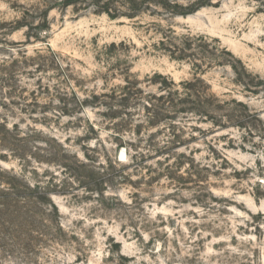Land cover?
I'll return each mask as SVG.
<instances>
[{"label": "rangeland", "instance_id": "obj_1", "mask_svg": "<svg viewBox=\"0 0 264 264\" xmlns=\"http://www.w3.org/2000/svg\"><path fill=\"white\" fill-rule=\"evenodd\" d=\"M61 1L0 0V165L63 227L0 264H264V0Z\"/></svg>", "mask_w": 264, "mask_h": 264}, {"label": "trees", "instance_id": "obj_2", "mask_svg": "<svg viewBox=\"0 0 264 264\" xmlns=\"http://www.w3.org/2000/svg\"><path fill=\"white\" fill-rule=\"evenodd\" d=\"M61 2L65 7L91 2L90 6L95 8V13H105L112 19L135 18L142 11L139 5L141 2L136 0H62ZM130 3L133 4V7H129ZM142 3L148 4V6H159L175 16L187 15L206 5L203 3L197 9L188 11L185 6L171 0H142ZM53 7L55 6L51 5L49 8ZM77 160L75 166L69 165L70 176L74 178H76L75 173H78V167L81 165L80 160ZM82 166L84 165L82 164ZM96 191L98 194H103L101 188ZM53 192L49 187L43 186L39 182L27 181L22 175L4 169L0 165V230L2 228L4 230V227L9 224L10 227L6 226L7 232L10 231V234L14 233L15 238H20L23 228L26 227L28 250L33 254L41 250L44 244L51 240V233H47L48 229L58 228L61 232L63 230L59 207L51 198ZM0 238L3 241L6 240L4 235Z\"/></svg>", "mask_w": 264, "mask_h": 264}]
</instances>
